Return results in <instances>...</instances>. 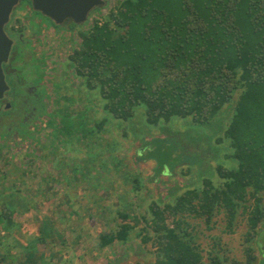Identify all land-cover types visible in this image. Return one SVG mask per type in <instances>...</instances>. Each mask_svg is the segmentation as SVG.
Segmentation results:
<instances>
[{
	"label": "trees",
	"instance_id": "1",
	"mask_svg": "<svg viewBox=\"0 0 264 264\" xmlns=\"http://www.w3.org/2000/svg\"><path fill=\"white\" fill-rule=\"evenodd\" d=\"M112 1L86 29L75 30L74 24L67 28L78 40L64 62L105 117L91 120L87 107L73 115L49 110L43 98L23 93L14 76L12 93L20 97L12 100L11 110L0 109V149L19 146L9 143L10 134L16 133L27 144V160L33 154L58 167L60 155L78 154L88 146L98 153L108 149L116 168L122 164L114 155L121 143L111 144L101 133L105 126L127 127L140 143H134L132 160H152L153 178L168 174L176 181L154 199L147 190L142 194L135 176L115 211L121 223L101 231L98 249L141 236L142 243L152 241L155 248L149 264H254L252 245L244 249L245 261L221 255L217 243L204 258L188 218L203 220L210 230L213 217L223 213L230 228L241 209L247 242L264 231V0ZM24 94L28 101L22 100ZM92 139L95 143L90 144ZM58 143L61 151L54 148ZM34 146L42 154L38 156ZM208 148L221 152L223 160L212 169L217 176L180 184L186 173L178 168L200 166L209 159L203 156ZM84 153L86 162H94L92 153ZM29 166L21 162L0 171V264H17L20 255L34 253L37 245L52 247L48 238L53 235L64 244L46 217L36 221L37 235L20 241L27 232L21 233L23 224L14 216L35 210L37 203L25 178ZM40 182L47 185V177ZM147 199L139 219L149 231H135L136 226L124 220L137 225L139 219L131 214ZM108 220L116 223V218ZM76 229L80 233L84 228L66 229L73 245L81 240L79 233L74 235ZM51 257L39 264H53Z\"/></svg>",
	"mask_w": 264,
	"mask_h": 264
},
{
	"label": "rangeland",
	"instance_id": "2",
	"mask_svg": "<svg viewBox=\"0 0 264 264\" xmlns=\"http://www.w3.org/2000/svg\"><path fill=\"white\" fill-rule=\"evenodd\" d=\"M107 5L112 6L113 1L109 0ZM103 9L94 10L90 14L89 22L98 17L96 16L97 11L106 13L107 10ZM14 13L16 14L15 19L18 18L21 22L17 26L24 27V36L32 37V40L22 39L23 46L18 48L19 52L14 65L19 67L17 77L21 83H24V87L28 84L34 88L37 87L34 92L37 97L44 99L49 110L62 109V112H69L73 115L87 107L91 120L98 121L105 117L99 109L96 99L91 95L86 96L85 89L80 87L79 82L72 77V72L65 67L64 62L75 48V43L78 40L74 30H67V26L64 25H55L48 18L33 11L28 1H22L14 9ZM74 28L75 30L86 29L87 23ZM47 91L50 92V99ZM25 94L22 96V100L28 101ZM72 99L74 100L72 101ZM29 114V112L26 113L28 117ZM47 116L48 113L44 114L43 120ZM30 118L33 119V116ZM177 127L181 128L182 125L178 124ZM123 128L116 129L105 126L101 133L102 137L111 144L112 142L121 143V147L114 152L116 158L122 162L116 168L113 166L108 149L107 152L98 153L97 150H89L91 148L88 146L78 154L60 155L62 164L58 167H54L50 159L36 158L33 154L27 160L28 158L25 156L27 149L24 148L27 144H22L16 133L10 134L9 138L12 142L9 143H18L19 146H13V149L9 147L0 149V171L5 166L10 167V165L21 164V162L30 165V173L27 172L25 178L28 181L29 194L34 196L37 201L35 210L21 216H14L15 221L23 224L21 233L27 232L25 238L23 237L20 241H27L30 236L37 235L38 223L36 221H40L41 217H46L56 225V231L63 235L64 240V244H62V241L53 235L48 238L49 243L53 242L50 244L52 247L44 248L42 245H37L34 253L20 255L17 264H30L29 261L39 264L42 259H49L51 255L53 264H61L62 261H66V264H149L154 261L155 248L152 246V241L144 244L141 242V236H134L130 241L124 243L115 242L114 245L102 250L98 249L101 231L106 230L104 232H107L109 227H115L121 223L122 220L116 216L115 211L121 203V197L132 186L130 183L133 182L135 176L141 181L142 194L147 190L154 199L161 195L162 190L168 189L176 181L174 178L176 176L170 177L168 174L162 175L158 179L153 178V169L156 164L152 160L135 163L132 160V149L134 143L137 145L140 143L134 140L133 134L127 127ZM93 143L95 142L92 139L90 144ZM11 146L12 144H10ZM191 147L196 148L195 145ZM54 148L61 151L62 145L58 143ZM34 149L38 156L42 154L37 146H34ZM84 152L92 153L93 159L90 161L94 162H86L89 159L85 157ZM203 152H206L203 155L204 158L208 157L209 159L204 160L200 166L184 165L181 169L178 168L179 171L186 173L180 177L182 178L180 184H185V180L188 178L201 182L202 179L212 174L217 176L212 169L219 161L223 160L221 152L210 150V148ZM102 163L106 164V167L102 166ZM72 169H76V171H72ZM188 170L190 172H187ZM42 176L47 177V185L40 182ZM147 178L150 179L149 182ZM150 200L147 199L141 203V208H134V214L131 215L136 216L137 219L144 216L143 210ZM244 216L242 210L239 209L231 227L228 228L225 214H217L212 219L213 225L210 230L203 220L188 218V223L192 226V235L195 236L194 241L200 244L203 249L204 258L208 257L207 255L214 249L213 244L217 243L221 255H228L232 261H245L244 249L248 245L253 246V253L257 258V262L255 261L254 264H258L259 260L264 259L261 253V251L264 252L261 248V246L264 247V231L259 234L261 238L258 236L251 243L247 242L246 231L248 229ZM76 217H80V219L78 220ZM107 218H116V223H113L112 220L107 221ZM131 220H124V222L136 226L135 231H141V229L149 231L142 219H139L137 225ZM169 222V225H172L170 220ZM148 223L150 224L149 219ZM67 227L84 228L80 233L79 229H76L74 234L81 235L80 244H71L72 235L66 230ZM145 233L143 232V234ZM60 249L62 250L59 251Z\"/></svg>",
	"mask_w": 264,
	"mask_h": 264
},
{
	"label": "water",
	"instance_id": "3",
	"mask_svg": "<svg viewBox=\"0 0 264 264\" xmlns=\"http://www.w3.org/2000/svg\"><path fill=\"white\" fill-rule=\"evenodd\" d=\"M23 0H0V100L10 90L3 65L8 62L13 41L5 31L12 13ZM32 10L51 20L55 25L62 26L65 21H71L75 26H81L89 21L90 14L105 8L106 0H26ZM10 107V103L7 104ZM264 251V247L261 246Z\"/></svg>",
	"mask_w": 264,
	"mask_h": 264
},
{
	"label": "flooded vegetation",
	"instance_id": "4",
	"mask_svg": "<svg viewBox=\"0 0 264 264\" xmlns=\"http://www.w3.org/2000/svg\"><path fill=\"white\" fill-rule=\"evenodd\" d=\"M15 15L16 14H14V11H13L11 19H10V22L5 27V31H6V33L8 35V37L10 39H12L13 45H12V50H11V53H10L9 60H8L7 63H5L3 65L5 78H6V81H7L8 85L10 86V90L8 92H6L5 95H4V98L2 100H0V109L2 108L4 111L11 110L12 100L15 97H17L16 93H14V92L11 93V91H12L11 88L12 87H11L10 84H11V80L14 78V76L19 75L18 74L19 67L17 65L14 66L16 64V58H17L18 52H19L18 48L23 46L22 39L32 40V37H30V38L29 37H25L24 36V30H21L20 27L17 26V23L15 24L16 20L18 19V18L15 19ZM72 24L73 23L68 20V21H65L63 25L67 26V28H68V27H71ZM32 36H33V34H32ZM17 81H19L18 83H19L20 88L23 91V93L27 92L28 94L34 95L36 98H38L36 93L34 92V91H36L37 87L34 88L33 86H30L29 84L24 87V85H23L24 83H21L20 80H17ZM39 87H38V89H39ZM18 97H20V96H18ZM8 103H10V105H11L10 107L7 106ZM33 111H35V110H33ZM29 116H33L32 113H30ZM259 238H261V236H259Z\"/></svg>",
	"mask_w": 264,
	"mask_h": 264
}]
</instances>
